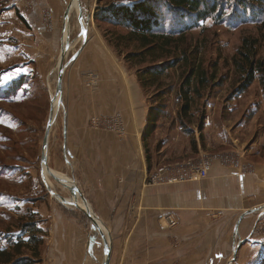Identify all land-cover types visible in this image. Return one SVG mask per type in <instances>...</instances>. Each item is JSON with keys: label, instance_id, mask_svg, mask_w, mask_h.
I'll list each match as a JSON object with an SVG mask.
<instances>
[{"label": "rangeland", "instance_id": "1", "mask_svg": "<svg viewBox=\"0 0 264 264\" xmlns=\"http://www.w3.org/2000/svg\"><path fill=\"white\" fill-rule=\"evenodd\" d=\"M9 1L0 0V247L7 248V239H14L18 225L23 223L27 213L34 212L35 208L42 209L44 213L54 211V208L60 214L71 217L80 227L82 236L86 237L90 235L88 225L92 227V222L72 202L75 200L84 207L83 200L55 175L53 176L57 183L50 177L48 182L44 174L46 168L42 166L41 170L40 166L42 138L50 107L51 111L54 107L56 109L57 95L54 90L60 50L50 70L39 68L40 72H37L41 73V76L37 72H27V67H24L26 64H18L25 52L20 49L16 37L19 30L16 25L24 23V20L14 12L8 11ZM25 1L24 8L28 11L31 5L29 0ZM133 1L137 0H80L77 8H72L68 16L61 19H64L60 33L61 46L64 48L63 61L66 62L72 56L82 40L75 18L81 4V20L84 22L87 14H90L89 25L84 29L87 36L92 34V38H98L108 45L130 76L136 79L137 69H143L147 64L126 62L124 56L128 52L136 51L139 48L138 43L119 38L126 34V29L94 19L96 10L110 2ZM261 3L264 5V0ZM227 11L219 22L217 19H207L195 28L173 37V48L163 50L164 53L168 51L170 54L157 60L155 65L163 61H174L181 56L183 58L178 62L174 61V66L168 68L153 86L141 89L136 81L139 94L134 99L135 105L147 112L150 105L159 104L163 111L158 127L148 142V162L145 157L146 168L152 169V172L189 161L196 162L201 157L213 156L222 158L220 163L228 166L242 163L245 165L244 169L247 166L254 168V163L256 166L264 163V98L258 81V77L264 78V15L257 21L243 22L234 19ZM46 13L50 14L48 11ZM43 22L46 30L50 32L53 29L51 14L49 26L45 14ZM244 38L254 41V50L257 58L263 63V69L259 70L261 72L256 74V79L249 87L240 93L237 89L244 74L242 70L234 67L233 57ZM190 69L195 73H204L208 83L191 94L189 110L184 113L181 112L183 99L179 95V86ZM18 73L25 76L23 87L16 94L5 95L4 89L19 76ZM195 81L196 79L193 85ZM64 119L65 102L62 97L60 103L58 96L48 138L47 163L56 173L66 175L71 181L70 186H73V178L87 200L75 177L77 169L68 155L66 144L64 147ZM192 142H195V148L192 147ZM51 191L57 194L56 197ZM259 199L260 196L252 208L254 211L249 213L251 216L248 219L252 222L249 244H240L236 261L230 264H264V202L260 203ZM38 215L41 219L39 226L46 234L49 227L47 219ZM236 222L234 221L229 233L224 236L226 240L227 236L231 239V245L234 239L233 248L239 242L238 231L235 232ZM176 225L177 222L171 227ZM94 243L99 246V236H94ZM257 244L260 251L256 255L250 247ZM242 248L246 250L243 251ZM230 252L231 247L226 255L227 262L216 264H227L232 257ZM86 255L87 264L103 262L104 257L100 254L97 261L92 262V250L88 257ZM253 255L255 258H252Z\"/></svg>", "mask_w": 264, "mask_h": 264}, {"label": "crops", "instance_id": "2", "mask_svg": "<svg viewBox=\"0 0 264 264\" xmlns=\"http://www.w3.org/2000/svg\"><path fill=\"white\" fill-rule=\"evenodd\" d=\"M9 2L8 11L24 20L16 25V37L25 52L18 64H26L31 74L39 68L50 70L61 47L65 9L68 3L76 9L78 1L29 0L28 11L25 0ZM46 11L53 21L50 32L43 22ZM138 94L136 79L112 49L92 34L63 72L64 147L66 144L74 161L75 177L92 214L109 235L110 264L225 262L230 247V253L236 247L234 239L231 245V239L224 237L229 228L239 215L254 207L257 197L264 202V163L244 169L242 163L228 166L214 161L208 175L200 180L151 182L153 170L146 168L140 139L146 112L135 105ZM114 113L122 115L125 136L88 127L90 117ZM52 209L45 213L34 209L49 226L40 264H87L85 254L88 257L91 250L92 262L97 261L98 254L104 257L107 245L93 223L92 227L88 225L90 235L83 237L71 217ZM249 216L244 215L238 224L241 243L251 237ZM170 220L177 225L169 226ZM94 236H99L100 247L94 243ZM258 246L250 247L256 255ZM240 248H236V256Z\"/></svg>", "mask_w": 264, "mask_h": 264}, {"label": "trees", "instance_id": "3", "mask_svg": "<svg viewBox=\"0 0 264 264\" xmlns=\"http://www.w3.org/2000/svg\"><path fill=\"white\" fill-rule=\"evenodd\" d=\"M101 1V0H98ZM262 0H137L131 3L110 2L95 12V21L106 23L113 27L126 29V34L120 39L136 41L138 49L125 54L124 60L134 64H147L143 69H137L136 81L141 89L153 86L164 72L174 66V61L182 60L183 56L174 61L155 62L173 48V37L195 28L207 19L223 20L226 10L237 20L257 21L264 15ZM227 11V12H228ZM227 14V13H226ZM167 26H166V25ZM116 46L117 44L114 43ZM172 46V47H170ZM254 41L247 38L233 57L237 70H242L244 77L238 85V92H244L256 79V74L263 69V63L257 58ZM161 51V52H160ZM197 70V69H195ZM25 76L19 75L4 89V94H16L24 85ZM196 79L195 84L193 81ZM147 81L148 83H146ZM264 98V78L258 77ZM208 83L207 77L201 71L190 69L179 86V95L183 99L181 112L186 113L190 107L191 94L199 91ZM162 107L150 105L145 116V126L141 133V141L146 162H148V142L158 127ZM200 128V126H198ZM201 130V129H200ZM193 141V140H192ZM195 148V142L191 143ZM148 167V166H147ZM149 169V168H148ZM39 215L30 211L25 221L18 225L14 239H7V248L0 247V264H40L42 248L45 243V232L39 226Z\"/></svg>", "mask_w": 264, "mask_h": 264}, {"label": "water", "instance_id": "4", "mask_svg": "<svg viewBox=\"0 0 264 264\" xmlns=\"http://www.w3.org/2000/svg\"><path fill=\"white\" fill-rule=\"evenodd\" d=\"M78 2L80 3V0H78ZM71 4L68 3L65 12H64V16L66 17L68 16V14L70 13V6ZM80 14L82 15V8H81V4H79V8L78 11L76 13V20L78 22V28H79V33L80 35H82V40L81 43L79 45V47L76 49V51L72 54V56L66 61L64 62V48L63 45L61 46L60 49V55L58 57V64H57V78H56V84H55V90H54V94L59 96V102L61 103L62 101V78H63V72L65 67L71 62L73 61L76 56L78 55V53L80 52V50L82 49L83 45L86 42L87 39V34L84 30V27L80 24ZM89 18H90V14H87L85 22L86 24L89 22ZM50 111H51V107H50ZM50 111H49V115H48V119L46 122V128L44 131V135L42 138V145H41V154H40V166H41V170H42V166H45L49 177L54 180L56 183V179L54 178L52 171L50 169V167L48 166L47 163V147H48V138H49V134H50V129L52 127V118L50 115ZM73 181V190L78 194V196L82 197L83 199V204L84 207H81L78 203H73L74 206L82 213H85L88 215L89 219L91 220V222L96 226L97 230H98V234L100 236V239L102 241V243L107 245V249L106 252H104V258H103V262L102 264H110V254H111V243H110V239H109V235L106 231V229L104 228V226L102 225V223L97 219V217L92 214L89 206H88V202L86 200V198L84 197L82 191L80 190V188L76 185L74 179L72 178ZM52 195L55 194L54 191H51ZM62 203V202H61ZM254 209H249L247 210L245 213H242L241 215H239L237 222H236V226H235V232L238 231V224L241 221L242 217L248 213L253 212ZM241 241H239L236 244L235 249L232 252V257L230 258V261L227 264H230L231 262H233V260L235 259L236 256V248L240 245Z\"/></svg>", "mask_w": 264, "mask_h": 264}, {"label": "built area", "instance_id": "5", "mask_svg": "<svg viewBox=\"0 0 264 264\" xmlns=\"http://www.w3.org/2000/svg\"><path fill=\"white\" fill-rule=\"evenodd\" d=\"M45 20L49 26L50 14L45 13ZM88 127L91 129H102L115 133L118 136H123L126 132V127L122 115L114 113L111 115H94L88 120ZM222 159V158H221ZM218 156L201 157L196 162H186L168 167L157 169L150 175L151 182L166 181V182H183L197 181L205 178L214 161H222ZM223 164V163H222ZM176 221L170 220L169 225L174 226Z\"/></svg>", "mask_w": 264, "mask_h": 264}, {"label": "bare ground", "instance_id": "6", "mask_svg": "<svg viewBox=\"0 0 264 264\" xmlns=\"http://www.w3.org/2000/svg\"><path fill=\"white\" fill-rule=\"evenodd\" d=\"M71 4V3H70ZM71 6V5H70ZM70 10H72V6L70 7ZM71 12V11H70ZM80 16H81V14H80ZM85 19H86V17H85ZM89 22H90V18H89ZM89 22L86 24V22H85V20H84V22L82 21V20H80V24L84 27V29H85V27L86 26H88L89 25ZM64 39L63 40H65V34H64V37H63ZM57 99H58V95L57 96H55V100H56V109H57ZM54 109V110H53ZM52 109V111H50V115H51V118L53 117V114L55 113V111H56V109H55V107ZM51 171H52V174L53 175H55V177H57V178H59V179H61L65 184H67L68 185V187H69V189L71 190V192H75L74 190H73V188H72V186H70L71 184V181L69 180V178L66 176V175H64V174H60V173H56L54 170H52L51 169ZM44 174H45V177H46V179L48 180V182H49V175H48V172H47V170L45 169L44 170ZM61 177V178H60ZM70 184V185H69ZM54 196L56 195V194H53ZM56 197V196H55ZM72 202L73 203H78V202H76L75 200H72ZM80 205V204H79ZM81 206V205H80ZM82 207V206H81ZM86 217H88V215L87 214H85V213H83Z\"/></svg>", "mask_w": 264, "mask_h": 264}]
</instances>
